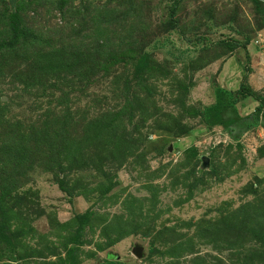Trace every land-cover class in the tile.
<instances>
[{"label": "rangeland", "instance_id": "1", "mask_svg": "<svg viewBox=\"0 0 264 264\" xmlns=\"http://www.w3.org/2000/svg\"><path fill=\"white\" fill-rule=\"evenodd\" d=\"M0 264H264V0H0Z\"/></svg>", "mask_w": 264, "mask_h": 264}, {"label": "trees", "instance_id": "2", "mask_svg": "<svg viewBox=\"0 0 264 264\" xmlns=\"http://www.w3.org/2000/svg\"><path fill=\"white\" fill-rule=\"evenodd\" d=\"M239 45V43H238ZM241 46V45H239ZM221 121V116L220 115H217L216 118H215V123H219Z\"/></svg>", "mask_w": 264, "mask_h": 264}, {"label": "water", "instance_id": "3", "mask_svg": "<svg viewBox=\"0 0 264 264\" xmlns=\"http://www.w3.org/2000/svg\"><path fill=\"white\" fill-rule=\"evenodd\" d=\"M141 251L142 249H139L138 252H137V256L140 257L141 256Z\"/></svg>", "mask_w": 264, "mask_h": 264}]
</instances>
